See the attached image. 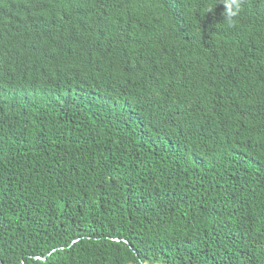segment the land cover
Here are the masks:
<instances>
[{
    "label": "trees",
    "instance_id": "16d2710c",
    "mask_svg": "<svg viewBox=\"0 0 264 264\" xmlns=\"http://www.w3.org/2000/svg\"><path fill=\"white\" fill-rule=\"evenodd\" d=\"M0 264H264V0H0Z\"/></svg>",
    "mask_w": 264,
    "mask_h": 264
}]
</instances>
